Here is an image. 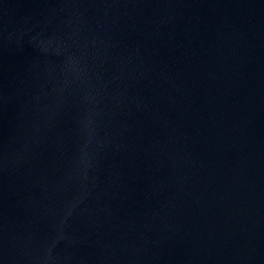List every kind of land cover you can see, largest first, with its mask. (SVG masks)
<instances>
[{"label": "water", "instance_id": "95a60500", "mask_svg": "<svg viewBox=\"0 0 264 264\" xmlns=\"http://www.w3.org/2000/svg\"><path fill=\"white\" fill-rule=\"evenodd\" d=\"M0 264H264V0H0Z\"/></svg>", "mask_w": 264, "mask_h": 264}]
</instances>
